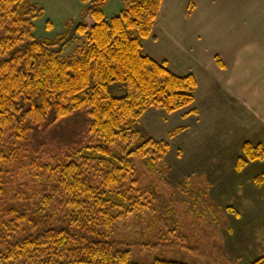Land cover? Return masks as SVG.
Masks as SVG:
<instances>
[{
    "label": "trees",
    "instance_id": "16d2710c",
    "mask_svg": "<svg viewBox=\"0 0 264 264\" xmlns=\"http://www.w3.org/2000/svg\"><path fill=\"white\" fill-rule=\"evenodd\" d=\"M80 1L94 24L69 22L65 33L49 40L33 34L40 11L30 0H0V264H132L129 251L107 240L122 215L150 203L131 157L143 158L155 172L157 161L168 169L169 151L168 143L144 139L135 126L147 110L170 115L194 103L195 78L173 74L141 45L162 0H123V9L109 20L101 9L105 0ZM194 3L188 0V13ZM70 31L80 44L61 57ZM83 108L85 140L65 159L43 161L42 149L24 144L35 131L52 129ZM195 114L191 109L185 116ZM241 151L236 171L264 159L261 143L245 142ZM26 168L34 171L40 192L32 203L22 197L5 201L14 174H30ZM252 182L264 185V172ZM251 264H264V257Z\"/></svg>",
    "mask_w": 264,
    "mask_h": 264
},
{
    "label": "rangeland",
    "instance_id": "374dc122",
    "mask_svg": "<svg viewBox=\"0 0 264 264\" xmlns=\"http://www.w3.org/2000/svg\"><path fill=\"white\" fill-rule=\"evenodd\" d=\"M30 3L40 11V17L33 22L36 38L53 40L67 31L69 22L79 21L88 27L94 24L92 17L84 14L86 3L80 0H30ZM123 7V0H105L101 9L109 20ZM72 35L70 31L72 40L61 57L70 55L80 44V39ZM191 107L199 110L198 119L182 121L179 114L169 116L161 110L150 109L135 126L144 139L168 143L169 151L164 158L168 169L157 161L155 172L148 170L143 158L131 157L138 186L148 192L150 203L141 212L122 215L107 240L115 249L129 251L132 264H152L155 260L183 264H247L243 259L233 260L220 250L221 246L233 243V232L246 223L245 217L239 219L224 209L231 207L237 212V206L243 203L242 195L248 193L246 189H252L246 181L264 171V160L246 165L238 175L242 181L239 186L227 178V173L231 174L228 168L242 155L245 142L264 145V123L254 119L246 107L234 104L222 91L206 84H202ZM86 111L83 108L52 129L45 126L35 131L24 144L42 149L43 161L54 163L65 159L85 140ZM183 125L188 128L186 135L169 138L171 131ZM210 161L220 164L218 175L210 181L206 179L211 188L205 186L204 180L191 178L185 183L178 175L183 163ZM26 170L30 174H14L13 182L8 184L9 193L2 197L5 201H18L22 197L32 203L34 195L40 192V182L32 178L34 171ZM215 191L220 195L219 200ZM226 230H230L228 236Z\"/></svg>",
    "mask_w": 264,
    "mask_h": 264
},
{
    "label": "crops",
    "instance_id": "0c3cea01",
    "mask_svg": "<svg viewBox=\"0 0 264 264\" xmlns=\"http://www.w3.org/2000/svg\"><path fill=\"white\" fill-rule=\"evenodd\" d=\"M187 4L188 0H162L152 33L141 43L144 52L155 61H166L173 74L195 78L194 103L202 84L210 85L264 123V0H195L189 13ZM191 109H196L197 114L186 117ZM174 114H179L182 121L200 117L196 107L169 116ZM179 127L184 130L177 136L186 135L188 128ZM234 163L228 168L231 174L227 173V178L239 186L241 171L234 169ZM180 166L178 175L183 182L197 178L211 188L207 180L218 175L220 164L210 161ZM252 179L246 181L252 189L242 195L243 203L237 206V212L231 207L224 209L239 219L245 217L246 223L233 232V243L220 249L233 260L243 259L247 264L264 257V185L257 187ZM215 196L219 200L217 191ZM228 233L230 230L225 231L227 236Z\"/></svg>",
    "mask_w": 264,
    "mask_h": 264
}]
</instances>
